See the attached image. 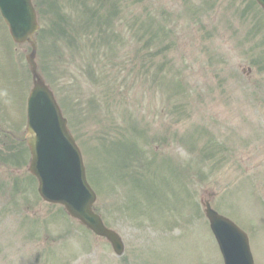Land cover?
Here are the masks:
<instances>
[{
	"label": "rangeland",
	"instance_id": "rangeland-1",
	"mask_svg": "<svg viewBox=\"0 0 264 264\" xmlns=\"http://www.w3.org/2000/svg\"><path fill=\"white\" fill-rule=\"evenodd\" d=\"M36 4L40 72L68 118L97 210L126 240L127 263L221 262L202 218L210 198L246 230L264 264V16L254 1ZM59 4L67 16L56 22ZM1 26L0 19V128L20 136L30 47L7 44ZM3 130L0 160L21 164L0 161V264H61L91 240L39 198L26 145ZM170 227L172 235L164 233ZM178 233L185 234L167 240Z\"/></svg>",
	"mask_w": 264,
	"mask_h": 264
},
{
	"label": "water",
	"instance_id": "water-1",
	"mask_svg": "<svg viewBox=\"0 0 264 264\" xmlns=\"http://www.w3.org/2000/svg\"><path fill=\"white\" fill-rule=\"evenodd\" d=\"M12 1L15 9L6 1L0 0L2 14L11 26L12 34L16 40H28L35 47L30 38L35 29V17L29 6L30 0ZM259 2L264 5V0ZM32 56L33 54L28 57V61L33 69ZM27 130L26 140L33 156L32 172L39 180L41 195L49 201L64 204L73 216L93 230L108 235L114 248L120 250L118 240L103 229L99 219L90 210L94 195L86 184L80 153L66 130L65 121L59 116L51 94L39 81H35L29 99ZM206 213L211 225L219 232L218 240L226 264H251L240 231L209 207ZM224 228H227L234 237L224 234L222 230Z\"/></svg>",
	"mask_w": 264,
	"mask_h": 264
}]
</instances>
